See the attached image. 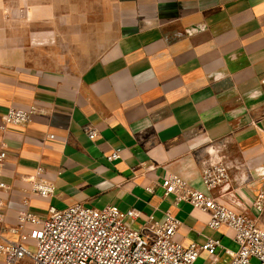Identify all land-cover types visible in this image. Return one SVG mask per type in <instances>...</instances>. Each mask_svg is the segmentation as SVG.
<instances>
[{
  "label": "crops",
  "instance_id": "obj_1",
  "mask_svg": "<svg viewBox=\"0 0 264 264\" xmlns=\"http://www.w3.org/2000/svg\"><path fill=\"white\" fill-rule=\"evenodd\" d=\"M12 1L0 0V125L9 109L38 112L0 131L5 239H20L11 230L26 209L46 219L76 204L114 206L138 211L144 233L148 217L174 216L185 247L220 240L219 264L237 251L233 233L166 196L169 175L264 228L254 206L264 194V0H80L75 19L71 0H19L17 21ZM217 163L231 181L209 193L202 174ZM39 168L52 197L26 182Z\"/></svg>",
  "mask_w": 264,
  "mask_h": 264
},
{
  "label": "built area",
  "instance_id": "obj_2",
  "mask_svg": "<svg viewBox=\"0 0 264 264\" xmlns=\"http://www.w3.org/2000/svg\"><path fill=\"white\" fill-rule=\"evenodd\" d=\"M37 109H9L3 116L0 131L6 133L11 126H24L33 121ZM91 140L98 132L87 127ZM51 138H54L51 136ZM120 158L113 153L109 160ZM7 159V146L0 142V258L5 264H21L29 260L31 264H197L203 254L213 258L203 264H218V253L222 249L220 240L208 238L203 244L183 246L175 240L181 222L167 215L163 223L153 216L145 220L144 233L128 226L130 221L140 218L136 210L120 211L109 206L102 210L76 204L62 211H53L42 219L28 209L19 213L17 225L12 233L18 241L7 240L2 236L4 224V202L1 194L10 188L3 181V170ZM45 170L39 168L34 175L26 178L31 192L42 198L55 194V186L48 182ZM231 181L225 163H217L206 168L202 182L209 193L226 188ZM166 196H174L178 204H188L194 209L207 213L208 227L212 231L228 229L233 233L237 251L226 250L232 258L230 264H253L254 259L264 264V228L247 213H238L232 207L220 202L212 194L192 188L184 179L169 175L162 180ZM152 191V189H149ZM257 210H264V194L254 204ZM33 229L28 237L35 241V252L25 246L26 231Z\"/></svg>",
  "mask_w": 264,
  "mask_h": 264
},
{
  "label": "rangeland",
  "instance_id": "obj_3",
  "mask_svg": "<svg viewBox=\"0 0 264 264\" xmlns=\"http://www.w3.org/2000/svg\"><path fill=\"white\" fill-rule=\"evenodd\" d=\"M14 7L12 11H9L7 14V18H12L14 21H17L20 17V11H19V7H17V5H19V0H13L12 1ZM71 4H72V12H71V17L72 19H75L77 17V9L79 7L80 4V0H71ZM129 227L134 226L136 228V230H140L141 227L137 226L136 224H134V222L130 221L128 223ZM133 227V228H134ZM25 246L31 251V252H35V241H33L32 239H26V241L24 242ZM235 250H237V247L235 248ZM232 261L231 257L228 256L227 254H223L221 256V260L219 264H230ZM205 262V259L201 258L197 264H203ZM253 264H259V261L254 259L252 261ZM23 264H31V262L29 260L23 262Z\"/></svg>",
  "mask_w": 264,
  "mask_h": 264
}]
</instances>
